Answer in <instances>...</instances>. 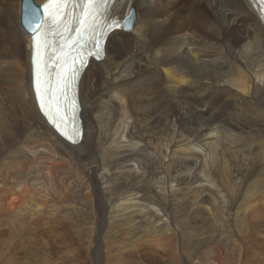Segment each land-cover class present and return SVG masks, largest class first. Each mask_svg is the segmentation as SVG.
I'll list each match as a JSON object with an SVG mask.
<instances>
[{"label": "bare ground", "instance_id": "6f19581e", "mask_svg": "<svg viewBox=\"0 0 264 264\" xmlns=\"http://www.w3.org/2000/svg\"><path fill=\"white\" fill-rule=\"evenodd\" d=\"M43 1L0 0V166L16 178L0 196V218L21 230L39 217L82 214L118 251L140 241L195 251L216 243L208 253L221 264L243 244L251 206L264 202L262 22L244 0H134L132 31L112 32L103 60L81 77L83 135L70 145L46 123L31 87V41L19 21L25 2ZM105 148L121 152L119 173L109 172ZM86 189L91 204H58ZM234 198L242 202L231 215Z\"/></svg>", "mask_w": 264, "mask_h": 264}, {"label": "rangeland", "instance_id": "374dc122", "mask_svg": "<svg viewBox=\"0 0 264 264\" xmlns=\"http://www.w3.org/2000/svg\"><path fill=\"white\" fill-rule=\"evenodd\" d=\"M164 16L167 15L164 14ZM190 40L191 38L188 39V41ZM122 42L123 40H118V44H122ZM203 46L207 47V44L203 43ZM19 61L21 62L20 59ZM198 102L201 103L199 100ZM103 150L108 155V167L111 165L109 172L116 170L119 173L121 169L118 168L121 166L122 161H115L114 157L120 156L121 152H114L107 148ZM252 156V158H255L254 153ZM16 165L20 166L17 162ZM72 166L71 170L66 172L69 175L75 173ZM43 170V167L38 168V182L46 184L47 174ZM258 173L259 170L255 176L250 177L246 185L254 179L260 178L259 175L257 176ZM261 179H264V177ZM15 180L13 172L3 170L0 166V183L2 184L0 186V196L3 193L10 194L12 189L10 183ZM246 185H244V188H246ZM38 187H41V185ZM43 188L46 189L47 187L44 186ZM90 192L92 191L83 190L74 198L71 195L60 196L57 201L60 205H69L73 200L74 203L71 204L78 205L79 203V208H81V206L91 204V200L83 197L84 193L89 194ZM51 193L50 190H45L46 195L51 196ZM40 202H43V200L41 199ZM240 202L242 201H237V198H234V204L230 202L229 205L227 204L228 206L226 205L229 214L234 215L233 212L237 211L236 208ZM45 205L51 206L50 203L46 202ZM92 209H96L95 205ZM182 213H184L183 210L179 214ZM55 218L45 217L41 220L39 217L37 220L21 224V230H17L14 228L16 223L11 221L12 218L1 216L0 264H217L211 259V254L208 253V248L216 247V243H210L211 245H208V247L204 246L201 250L195 251V247L190 248V245L177 248L175 247L177 246L176 242L172 245L161 242L160 246L150 248L145 242L140 241L138 244H133L134 247L118 251L119 243L111 244L113 240L111 241L110 238L105 240L106 244L101 243L102 236H99L97 232L90 228V221L84 215L80 214L78 217L71 218ZM245 220H243L245 221L243 224L248 226L244 225V228L242 227L244 229L242 234L244 239L241 235L243 244L240 242L242 245L233 246L229 251L226 250L222 254L221 264H264V202L257 198L256 204L251 206ZM20 223L22 222H18V224ZM191 242L187 240L186 243ZM114 246H116V251H113ZM218 247L224 252L221 246Z\"/></svg>", "mask_w": 264, "mask_h": 264}]
</instances>
